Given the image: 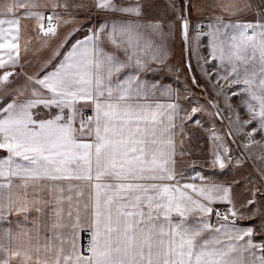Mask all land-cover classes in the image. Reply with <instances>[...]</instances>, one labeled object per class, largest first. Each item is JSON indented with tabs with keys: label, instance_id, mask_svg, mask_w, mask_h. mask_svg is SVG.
<instances>
[{
	"label": "snow or ice",
	"instance_id": "1",
	"mask_svg": "<svg viewBox=\"0 0 264 264\" xmlns=\"http://www.w3.org/2000/svg\"><path fill=\"white\" fill-rule=\"evenodd\" d=\"M86 7L105 22L8 94L32 39L47 45L69 22L59 10ZM176 36L207 40L217 83L247 94L244 147L264 148V0H0V220L18 217L0 228V264H264V231L237 226L231 185L182 167L184 122L202 108L160 103L139 75ZM211 163L225 167L216 149Z\"/></svg>",
	"mask_w": 264,
	"mask_h": 264
},
{
	"label": "crops",
	"instance_id": "2",
	"mask_svg": "<svg viewBox=\"0 0 264 264\" xmlns=\"http://www.w3.org/2000/svg\"><path fill=\"white\" fill-rule=\"evenodd\" d=\"M39 2L44 4L48 3V0H39ZM68 3L74 4L69 1ZM92 8L89 10L70 9L69 12L59 10L60 15L69 22L67 24L61 22L58 35L52 38L47 45L42 46L35 38L32 39L29 45L30 50L22 61V67L14 69L16 75L10 78L8 94L23 87L28 76L52 71V65L62 59L60 56L50 60L54 49L66 54L71 50L72 45L85 38L86 30H93L105 22V13L95 8L91 10ZM193 18L202 19L198 14H194ZM21 23L31 29L36 22L32 19H24ZM29 35L31 34L26 33L25 39H28ZM209 51L206 39L202 40L199 48H196L193 42L191 48L186 49L180 37L176 36L167 41V54L163 62H150L139 75L149 84L155 83L160 86L164 95L158 93V100L164 104L179 103L182 106L184 89H237L235 85H228L224 81L217 83L218 75H223V72L218 67V61H211ZM205 59H208L210 63L206 64ZM187 61L190 64V69H188ZM190 70L196 80L191 78ZM129 72L132 74L133 69H129ZM3 101L4 97H0V104ZM177 122L179 123V121ZM236 135L238 138H243L239 135V131L236 132ZM259 138L262 137L259 136ZM239 148L245 150L244 156L237 152L233 153L228 165L225 164L224 168L218 170L210 169L205 177L218 184L231 185L233 200L236 207L243 213L242 217L236 219L237 226H252L259 233L264 231V192L263 178L258 170L264 169V166L257 158H252L249 149L244 146ZM191 160L192 156L187 154L182 162V167L189 177L193 164ZM196 182L200 183L198 180ZM252 199L255 200V204L252 207H247L248 201ZM223 206L226 207V205ZM17 220L16 215L6 216L4 220H0V228L15 227Z\"/></svg>",
	"mask_w": 264,
	"mask_h": 264
},
{
	"label": "rangeland",
	"instance_id": "3",
	"mask_svg": "<svg viewBox=\"0 0 264 264\" xmlns=\"http://www.w3.org/2000/svg\"><path fill=\"white\" fill-rule=\"evenodd\" d=\"M68 1L77 4L83 3L85 6L93 3V0ZM86 9L89 10L90 8L86 7ZM93 9L94 8L91 10ZM193 19L197 20V18ZM187 64L188 69H190L188 61ZM183 65L185 66V63ZM189 74L191 78L194 79V74L191 70ZM234 91H237V89H184L182 108L187 109L189 114H191V109L193 107L200 106L202 108L201 111L195 114L192 120L186 119L184 122V141L185 145L189 148L188 154L192 156L191 161L193 163L191 168L192 172L189 174L190 176H193L196 170L207 175L210 169H220L219 165L215 167L212 166L213 149L221 153L226 165L230 162L228 157L233 156V153L237 152L239 155L240 153L245 155V150L239 147L244 146L247 141L244 137L238 138L236 135V132L239 131V125L236 124L235 121L237 113L247 118L245 116V106L243 104V101L247 99V94L241 93L240 95H233ZM229 105H231V107H229ZM217 111H219L220 115H213V113ZM181 115H183V112H181ZM194 121H198V123ZM230 130L232 135H229ZM259 136L260 135H257L256 139L259 140L261 144H264V137L259 138ZM214 137L217 138V143L213 142ZM217 144L220 145L219 148H217ZM225 148L227 151H225ZM246 149H249L252 158H257L264 166V160L259 159V157L264 156V148L253 145ZM193 169H195V171ZM222 210H225L223 205Z\"/></svg>",
	"mask_w": 264,
	"mask_h": 264
},
{
	"label": "built area",
	"instance_id": "4",
	"mask_svg": "<svg viewBox=\"0 0 264 264\" xmlns=\"http://www.w3.org/2000/svg\"><path fill=\"white\" fill-rule=\"evenodd\" d=\"M198 20H200V19H193V24H195ZM90 33V30H86L85 32H84V34L85 35H88ZM194 79H195V76H194ZM242 156H244V154L243 153H240ZM214 207H217V208H219L221 211H223L222 210V206L221 205H215ZM85 239V241H86V237L84 238Z\"/></svg>",
	"mask_w": 264,
	"mask_h": 264
}]
</instances>
